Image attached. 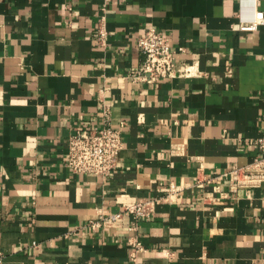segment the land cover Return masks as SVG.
I'll use <instances>...</instances> for the list:
<instances>
[{
	"label": "crops",
	"instance_id": "0c3cea01",
	"mask_svg": "<svg viewBox=\"0 0 264 264\" xmlns=\"http://www.w3.org/2000/svg\"><path fill=\"white\" fill-rule=\"evenodd\" d=\"M149 27L184 48L154 84L130 78ZM103 105L117 166L74 173L68 137ZM263 137L264 0H0L1 264H264V186L223 176Z\"/></svg>",
	"mask_w": 264,
	"mask_h": 264
},
{
	"label": "built area",
	"instance_id": "2783aa9c",
	"mask_svg": "<svg viewBox=\"0 0 264 264\" xmlns=\"http://www.w3.org/2000/svg\"><path fill=\"white\" fill-rule=\"evenodd\" d=\"M106 3L109 0H103ZM104 9V7L102 8ZM263 22L262 17H255L249 22L240 24L242 30H254L257 23ZM137 47L144 59L130 74L134 82L154 84L164 78H173L177 73L176 53L183 51V47L172 48L167 38L154 27L147 28L137 39ZM184 71L189 74V67ZM101 114L103 124L97 127L77 129L67 140L66 167L74 173L94 174L101 178L111 176L117 166L118 155L123 146L120 130L111 126L109 108L102 106ZM258 150L261 155L245 167L234 168L223 176L233 181L238 187L264 186V137L258 141ZM153 200L138 201L106 217L101 216L96 221H90L89 226L93 230L101 225H112L117 222L122 212H127L137 220L146 217L149 213V205ZM130 257L135 259V252ZM0 251V264L3 259Z\"/></svg>",
	"mask_w": 264,
	"mask_h": 264
}]
</instances>
